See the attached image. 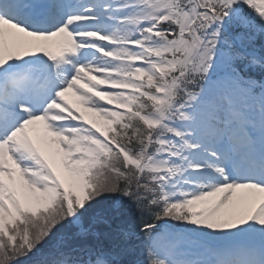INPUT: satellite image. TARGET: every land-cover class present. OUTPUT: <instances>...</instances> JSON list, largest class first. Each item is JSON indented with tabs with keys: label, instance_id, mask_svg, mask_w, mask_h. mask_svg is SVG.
<instances>
[{
	"label": "snow or ice",
	"instance_id": "1",
	"mask_svg": "<svg viewBox=\"0 0 264 264\" xmlns=\"http://www.w3.org/2000/svg\"><path fill=\"white\" fill-rule=\"evenodd\" d=\"M0 264H264V0H0Z\"/></svg>",
	"mask_w": 264,
	"mask_h": 264
},
{
	"label": "bare ground",
	"instance_id": "2",
	"mask_svg": "<svg viewBox=\"0 0 264 264\" xmlns=\"http://www.w3.org/2000/svg\"><path fill=\"white\" fill-rule=\"evenodd\" d=\"M69 99H70V100H73L74 98H72V97H69Z\"/></svg>",
	"mask_w": 264,
	"mask_h": 264
}]
</instances>
